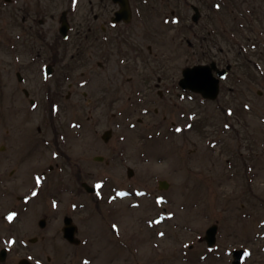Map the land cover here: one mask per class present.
I'll return each instance as SVG.
<instances>
[{"label":"rangeland","instance_id":"obj_1","mask_svg":"<svg viewBox=\"0 0 264 264\" xmlns=\"http://www.w3.org/2000/svg\"><path fill=\"white\" fill-rule=\"evenodd\" d=\"M23 1L33 10L43 7L35 19L34 14L29 17L34 42L38 36L39 42L56 51L61 49L64 45L59 27L68 0ZM200 1L151 0L149 7H143L144 23L137 19L134 44L122 45L121 50L110 46L106 57L101 56L98 44L91 48L85 40L86 28L94 31L91 22L103 21L102 0H81L77 16L70 18L78 29L72 43L80 55L76 60L68 57L67 62L74 68L71 84L91 75L92 87L69 89L66 84L63 93L74 95L67 100L71 107L67 114L58 116L39 110L15 119L6 109L11 89L26 88L31 97L38 98L41 86L44 93L49 88L47 84L44 87L46 82H41L36 69L27 73V86L18 83L17 68L13 76L6 73L10 67L6 65L5 44L19 33L21 14L7 11L0 0V167L15 175L7 198L0 197V230L10 232L4 236V244L11 250L0 264H21L27 257L33 264H232L229 253L236 249H245L249 255L244 264H264V78L229 37L234 27L248 22V32L238 31L237 41L248 45V36L258 41L261 46L254 51L253 59L264 67V0H220L221 6L228 9L217 14L210 6L219 0ZM108 4L110 16L115 8L110 0ZM197 8L219 23L221 48L225 54L230 52L235 76L242 80L229 79L225 84L228 92L217 102L203 103L187 96V101L181 103L173 94L161 99L156 92L165 86L157 77L164 75L174 83L181 78L187 61L191 62L184 57L188 53L184 50L191 52L184 35H174L164 20L173 11L191 18ZM24 10L26 6L23 13L30 15ZM232 10L236 12V23L229 14ZM238 12L244 17L239 18ZM44 14L49 17L44 18ZM136 49L145 59L156 62L150 66L138 63L137 71L135 63L120 65L119 54L124 50L130 55ZM147 77L153 80L150 87L156 86L153 93L143 86ZM138 90H144V94L139 95ZM89 92L99 104L95 111L90 109ZM44 93L43 100L48 97ZM20 95L25 103L20 105L26 107L31 97L25 100ZM145 108L150 109L149 114L143 112ZM192 111L200 115L198 128L180 134ZM225 122L228 124L224 128ZM172 124L177 125L174 128ZM39 127L44 130L40 132ZM6 130L9 133L5 136ZM107 133L110 138L105 142ZM44 139L57 140L59 146L43 147ZM52 149L59 150L61 156L52 158ZM56 164L67 171L69 182L95 183L101 193L96 198L84 194L76 197L85 205L88 200L84 209L71 208L73 197L67 194L62 204L48 198L51 193L20 203L32 184V172ZM131 169L134 176L130 178ZM81 170L92 175V180ZM59 172L56 166L50 179L53 185L59 182ZM105 181L109 183L104 185ZM160 181L168 183L167 191H161ZM120 192H128V196L119 197ZM157 195L166 204H158ZM10 210H14L15 218L7 217L6 222L12 224L13 231L1 222ZM67 214L79 227L80 246L63 238V217ZM157 217L163 219L159 224L154 222ZM42 218L49 222L45 230L39 228ZM214 224L220 230L216 247L209 249L202 239Z\"/></svg>","mask_w":264,"mask_h":264},{"label":"flooded vegetation","instance_id":"obj_2","mask_svg":"<svg viewBox=\"0 0 264 264\" xmlns=\"http://www.w3.org/2000/svg\"><path fill=\"white\" fill-rule=\"evenodd\" d=\"M4 6L3 8L8 11L13 10L16 13L21 14V26L19 28V31H17V28L15 30L19 33L13 34L14 37L11 38L8 42L5 44V50L8 56V63L6 64L8 67L6 70V73H8L10 76L12 75V72L14 69L16 70V78L20 85H28L29 84V78L27 73L33 72L34 69H36L42 79V83L44 81L46 82L44 84V87H46V84L48 85L49 90L44 93V89L41 86L39 90V97L33 98L31 97V92L28 91V89H20L17 86V90L14 91L11 88V93L9 96H7V111L15 118L19 117L20 119H23V117L18 115H24V114H34L35 111H41L42 113H51L61 116V114H67L69 111H71V107L68 106V101H71L73 99V92L68 91L67 95L63 93V91H66V84H68V88L71 89L73 86L75 88L79 89H85L92 87V82L94 80V77L91 75H85L83 77V80H75L74 84H71V80L74 78V68L73 66H69V61L67 62V58L70 57L76 60V56L80 55V52L77 53L76 48L73 46L72 40L74 38L75 33L78 31L77 26L75 23H73L70 18H73L77 16L78 8L80 5L81 0H68L67 2V9L66 14L62 19L61 25L59 27V34H60V41L64 45L61 49L57 48L58 52L53 48H50L49 44H46L44 42H39V38L37 36L36 42L34 30L31 25V18H29L31 15L34 14V19L36 18V15L43 9V7L35 8V10L29 8V4L24 3L22 0H3ZM30 1V0H29ZM33 1V0H31ZM30 1V2H31ZM206 0H202L200 2H205ZM109 0H102L101 5V18L103 19L101 24H97L98 20H94L91 22V27L94 28L90 29V27L86 28V34L85 40L87 41L86 45L88 44L89 47L95 46L94 44H98V49L101 53V56H109V53H106V48L112 46L117 49L121 50L120 48L122 45L130 46L134 44V41L137 39L135 31H136V25H137V19L142 20V23H144L145 17L143 15L144 10L143 7L147 6L149 7L151 4V0H129L130 3V9L131 14L129 19H124V17H118L116 14L122 10V7L116 3L114 0H110V3L113 5V8H115L114 11L111 12V15H108V4ZM26 6V10L29 11L30 15L24 14L23 9ZM215 4L210 6L211 12L214 14L220 13L221 11L216 10ZM194 9V8H193ZM24 10V11H26ZM6 11V13H7ZM34 11L35 13H33ZM143 11V13H142ZM193 16L191 18H186L183 15H180L179 13H176L175 11L171 12L170 15H167L166 20L164 22L166 25H170L168 28L171 30V32L174 33V35H184L185 41L189 47V51L184 50V52H188L185 54L184 57H188L191 62L187 61V65L181 70V78L183 77V73L185 70L197 66H215L212 70L213 75L215 77H218L220 74L221 67H226L228 69L227 77L222 80V82L225 83L226 80L233 79L235 77V73L233 71V63L230 62L229 58V51L228 54L224 53V50L221 48V42H220V31L218 29L219 23L216 24L214 20H211L210 17L206 13H201V11L197 8L195 12H193ZM230 16H233V22L236 23V12L233 10L229 12ZM241 16H244L241 13ZM44 18H48V14H44ZM33 20V19H32ZM190 20V22H189ZM34 21V20H33ZM162 24L163 19H162ZM99 25V26H98ZM93 31V32H92ZM146 31V28L145 30ZM149 35H152V30L149 28ZM238 31H241L240 27H234L233 30L229 32V37L231 39L232 44L237 48L238 52L243 54L244 56H248V60L254 69V71L261 77L264 78V67L262 63L258 60H254V51H257L261 44L259 42L253 41L251 36H248V49L241 47L237 44V33ZM95 39V40H94ZM66 45V46H65ZM72 45V46H71ZM185 47V46H184ZM248 51V52H247ZM51 52V53H50ZM50 54H52V59L50 57ZM149 54H153L151 48H149ZM184 54V53H183ZM56 60L53 59L54 56H56ZM79 57V56H78ZM154 57V56H153ZM183 57V58H184ZM233 58L234 55H233ZM119 60L120 65H128L129 63H135V69L138 70V66L136 64L145 63L148 66H150V63L156 62L155 59L149 58L145 59L143 57V53L140 49L133 50L131 54L129 55L127 52H124V50L119 54ZM67 65V66H66ZM148 70V67L146 68ZM149 71V70H148ZM46 74V76H45ZM230 76V77H229ZM46 77L47 79H44ZM174 81L172 79L167 78L164 75H159L157 77V81L163 84L165 86L162 89H159L156 94L159 98L164 99L165 96L174 95L178 98H181V103L187 101V96H189V91H184L179 87L180 79ZM239 79H242L241 77H238ZM152 77H147L145 80V83L143 86H145L146 91H152L155 90L156 86L150 87V82H152ZM171 83V84H168ZM173 83V84H172ZM107 88V93H108ZM42 93L48 94V97L44 99L42 97ZM66 93V92H65ZM138 94H144V90H138L136 91ZM155 93V92H154ZM25 97V100L30 95V99L27 102L26 107L23 105H20L23 102L22 95ZM89 94L90 98V105L91 110L95 111L99 108V104L97 101L93 100V95L91 92L87 93ZM86 94V95H87ZM66 95V96H65ZM64 98V99H63ZM68 100V101H67ZM24 103V102H23ZM144 103V100L141 102ZM153 102L151 101L150 104ZM25 104V103H24ZM46 110V111H45ZM158 113V110H156ZM118 116L122 115V112H118ZM43 128L39 127V131L41 132ZM44 130V129H43ZM1 132V128H0ZM8 130L5 132V136L8 135ZM1 139V138H0ZM58 140H60L58 138ZM106 142V141H105ZM46 145L48 147H56L59 146L57 140L53 141L50 139H44L42 140V146L45 147ZM66 145V144H65ZM5 146L1 147V150H5ZM119 153V152H118ZM61 156L60 151H55L52 149V158H58ZM115 160V158H114ZM59 169V173L61 176L59 177V182L55 185L53 181H51L52 173L54 172V168ZM56 166H49L48 169L44 171H33L31 178H32V184H30L26 188V195H22L20 197V203L30 202L34 200V196L39 197L42 194H49L51 193L52 196H49L51 200L58 201L60 204H62V197L63 195H71L73 197V200L69 202V205L72 207L77 206L78 209H84L88 206V203L86 201V205L83 203H78L76 201V197H81V195L84 194V196L88 195L92 197V192H88L86 189V185L91 186L92 184L86 183V182H80L78 183H72L67 180V171L66 170H60V165L56 164ZM82 171V170H81ZM87 173L86 171H82L81 173ZM15 178L14 172H6L0 167V197L2 199H6L8 196V191L13 183V180ZM87 178L89 180H92V175H88ZM78 177H76L77 181ZM109 182L105 181V184H108ZM77 184V185H76ZM64 191H63V190ZM164 212H167L166 208H163ZM14 210H10L9 214L12 213ZM8 214H5L3 217H1L2 224L6 227L11 228L10 230L13 231L12 224H7L6 216ZM66 217H71L73 219L74 225L75 224V218L72 217L70 214H67L63 217V222ZM42 220H45L46 227L48 226L49 222L47 218H42ZM163 219L159 218V222H162ZM77 226V225H76ZM219 226V225H218ZM45 227V229H46ZM41 230H45L42 228V226H39ZM77 232L79 233V227L77 226ZM10 232H6V230H0V257L2 254V251H4V236L9 235ZM202 241V240H201ZM10 254V250H5V261ZM4 261V262H5Z\"/></svg>","mask_w":264,"mask_h":264},{"label":"water","instance_id":"obj_3","mask_svg":"<svg viewBox=\"0 0 264 264\" xmlns=\"http://www.w3.org/2000/svg\"><path fill=\"white\" fill-rule=\"evenodd\" d=\"M116 2L122 5V11L118 13V16H122L125 19L130 18V9L129 3L127 0H115ZM211 70L206 67H197L195 69H190L189 71L185 72V79L181 81V84L184 88H188L194 92H198L204 95V97L208 99L215 100L219 95V81L212 80ZM110 138V133H107L104 137V140L107 142ZM102 161L103 159H99ZM134 172L131 170L129 173V177H133ZM165 184V188H168L167 184ZM65 237L69 241H74V235L76 232V228L72 226L69 222H67V227L64 230ZM216 235V227L211 228L208 231V235L206 240L213 245L214 239ZM76 242V241H75ZM241 252H237L235 255V262L234 264H241ZM21 264H28L27 262L23 261Z\"/></svg>","mask_w":264,"mask_h":264},{"label":"snow or ice","instance_id":"obj_4","mask_svg":"<svg viewBox=\"0 0 264 264\" xmlns=\"http://www.w3.org/2000/svg\"><path fill=\"white\" fill-rule=\"evenodd\" d=\"M121 195H123V194H121ZM9 219H11V217H9Z\"/></svg>","mask_w":264,"mask_h":264},{"label":"bare ground","instance_id":"obj_5","mask_svg":"<svg viewBox=\"0 0 264 264\" xmlns=\"http://www.w3.org/2000/svg\"><path fill=\"white\" fill-rule=\"evenodd\" d=\"M33 201H35V200H33Z\"/></svg>","mask_w":264,"mask_h":264}]
</instances>
